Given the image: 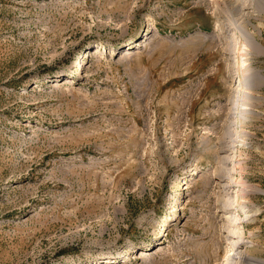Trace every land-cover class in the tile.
Here are the masks:
<instances>
[{"label":"rangeland","instance_id":"1","mask_svg":"<svg viewBox=\"0 0 264 264\" xmlns=\"http://www.w3.org/2000/svg\"><path fill=\"white\" fill-rule=\"evenodd\" d=\"M106 258L264 264V0H0V264Z\"/></svg>","mask_w":264,"mask_h":264},{"label":"bare ground","instance_id":"2","mask_svg":"<svg viewBox=\"0 0 264 264\" xmlns=\"http://www.w3.org/2000/svg\"><path fill=\"white\" fill-rule=\"evenodd\" d=\"M237 7V6H236ZM147 38V36H146ZM135 45L131 48V49H127V50H123L119 53V59L120 60H125V59H128L129 57L132 56L133 54V50L134 48L136 47H145L144 45L138 43V42H135L134 43ZM102 50L99 49V47H95L93 49H91L89 52H93L92 54V57L93 59L97 58L99 56V54L101 53ZM72 81L70 80V78H64L62 79L61 81L57 80V81H54L52 82V85L51 87L52 88H60V87H64V86H67V85H72ZM220 141V140H219ZM226 146V145H225ZM223 149V148H222ZM231 162V161H230ZM226 175V174H225ZM221 180V179H220ZM229 200V199H228ZM227 202L223 204V207H224V210H226V207H227ZM222 208V207H221ZM231 236L234 237L235 235V232H232L231 231ZM236 236V235H235ZM237 237V236H236ZM234 242V241H232ZM236 244V243H234ZM160 252H162V247L161 246H158V247H155L153 249H150V250H143V251H140L139 253H137V260H149L151 257H153L154 255H158L160 254ZM104 262H101L100 264H119V263H116V262H113V260H111V258H106L105 260H103Z\"/></svg>","mask_w":264,"mask_h":264}]
</instances>
